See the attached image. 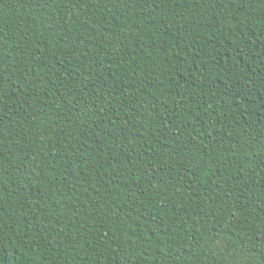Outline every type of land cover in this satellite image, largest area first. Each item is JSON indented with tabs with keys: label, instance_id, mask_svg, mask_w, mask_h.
Here are the masks:
<instances>
[{
	"label": "trees",
	"instance_id": "obj_1",
	"mask_svg": "<svg viewBox=\"0 0 264 264\" xmlns=\"http://www.w3.org/2000/svg\"><path fill=\"white\" fill-rule=\"evenodd\" d=\"M0 264H264V0H0Z\"/></svg>",
	"mask_w": 264,
	"mask_h": 264
}]
</instances>
